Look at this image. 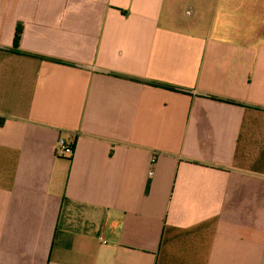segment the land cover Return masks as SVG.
<instances>
[{
    "label": "crops",
    "instance_id": "0c3cea01",
    "mask_svg": "<svg viewBox=\"0 0 264 264\" xmlns=\"http://www.w3.org/2000/svg\"><path fill=\"white\" fill-rule=\"evenodd\" d=\"M0 264H264V0H0Z\"/></svg>",
    "mask_w": 264,
    "mask_h": 264
},
{
    "label": "built area",
    "instance_id": "2783aa9c",
    "mask_svg": "<svg viewBox=\"0 0 264 264\" xmlns=\"http://www.w3.org/2000/svg\"><path fill=\"white\" fill-rule=\"evenodd\" d=\"M74 145L75 142L73 140L60 137L55 146V155L58 157H71L74 153Z\"/></svg>",
    "mask_w": 264,
    "mask_h": 264
},
{
    "label": "trees",
    "instance_id": "16d2710c",
    "mask_svg": "<svg viewBox=\"0 0 264 264\" xmlns=\"http://www.w3.org/2000/svg\"><path fill=\"white\" fill-rule=\"evenodd\" d=\"M21 33H22V27L18 26L17 30H16V33H15V38H14L15 47H18V44H19V41H20V38H21ZM153 84L157 85V86H163L165 88L175 89V87H173L171 85H168V84H163V83H158V82H153Z\"/></svg>",
    "mask_w": 264,
    "mask_h": 264
}]
</instances>
